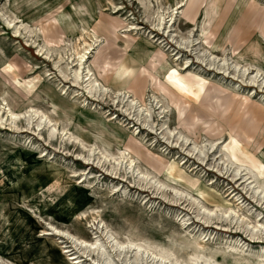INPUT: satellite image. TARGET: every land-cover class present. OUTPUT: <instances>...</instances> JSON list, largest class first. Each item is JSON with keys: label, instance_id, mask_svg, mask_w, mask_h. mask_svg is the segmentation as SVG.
<instances>
[{"label": "rangeland", "instance_id": "374dc122", "mask_svg": "<svg viewBox=\"0 0 264 264\" xmlns=\"http://www.w3.org/2000/svg\"><path fill=\"white\" fill-rule=\"evenodd\" d=\"M182 1L0 0V264H264V29Z\"/></svg>", "mask_w": 264, "mask_h": 264}, {"label": "bare ground", "instance_id": "6f19581e", "mask_svg": "<svg viewBox=\"0 0 264 264\" xmlns=\"http://www.w3.org/2000/svg\"><path fill=\"white\" fill-rule=\"evenodd\" d=\"M229 1H232V0H211L210 1V4H211V7H212V9L213 10H215L216 12H215V16H214V18L216 17V15H218L219 14V17H220V13L222 14V12H223V14L226 16L227 15V8H226V11H224L223 9H222V12L220 11L221 10V8H224L225 9V7H227V5L229 4ZM179 3H183V1L181 0V2H179ZM181 5V4H180ZM182 8V7H181ZM176 9V8H175ZM248 10L249 9V11H248V13H247V16L250 18L249 20H250V23L249 24H252L253 26L252 27H254L253 28V30H251V26H247V27H245L243 30H241L240 28L241 27H239V28H236L234 31L238 34V41L240 42V41H244V42H247V46H246V48L244 49L245 51H248V52H251V53H256V48H255V46H253V41L251 40L252 39V32H254L257 28H259L260 26H261V29H264V13H263V11H262V9L258 6V4H257V2L255 1V0H247V2H246V5H245V8L241 11V12H246L245 10ZM177 11V10H176ZM90 13H91V11H88V15H89V18H87L86 19V21H85V23H86V25H85V27H84V29L85 30H88L89 31V29H94V24H93V26L91 25H89V23H90V21H91V19H93L94 20V18L93 17H91V15H90ZM174 13V12H173ZM215 18L214 19V24H212L211 26H210V30L212 31V30H216V29H218L219 28V26L220 25H222V23H223V19L220 17V18ZM174 18V17H173ZM7 20V19H6ZM13 21H15V20H13ZM158 21H160V20H158ZM5 23V22H4ZM161 23H162V21H161ZM8 25V24H7ZM89 25V26H88ZM113 27H112V26ZM160 25V24H159ZM71 26H74V24L71 22ZM110 26H111V28H110V31H112V29H113V31L118 27V24H116L115 22H110ZM231 26V28H233V23L230 25ZM260 29V30H261ZM205 30H207L206 28L203 30V31H205ZM14 32V31H13ZM86 33V32H85ZM87 35V34H86ZM90 35V34H89ZM89 35H87V36H89ZM14 36H16V35H14ZM80 36H81V34H80ZM92 36V35H91ZM187 38V37H186ZM85 39V38H84ZM86 40V39H85ZM95 40V39H94ZM185 41L187 40V39H184ZM207 40V39H206ZM84 41V40H83ZM98 41V40H97ZM188 41V40H187ZM191 41V40H190ZM252 41V42H251ZM259 42V41H258ZM94 43V42H93ZM96 43V42H95ZM99 43V42H98ZM190 43V42H189ZM185 44H188V43H186L185 42ZM185 44L183 45V46H185ZM259 44V43H258ZM88 45V44H87ZM96 45V44H95ZM89 46V49H91L90 47H91V45L89 44L88 45ZM93 47V46H92ZM39 49V48H38ZM88 49V48H87ZM40 50V49H39ZM80 50H82V49H80ZM79 51V50H78ZM83 51V50H82ZM87 51V50H86ZM85 51V52H86ZM77 53L78 52H76V55H77ZM156 53V52H155ZM82 54V53H81ZM151 55V54H150ZM42 56V55H41ZM40 56V57H41ZM79 57H78V59H80V60H82V58H84L85 56H83V55H78ZM208 56V55H207ZM43 57V56H42ZM211 57V56H210ZM158 59H160V58H157V60H155V61H157L158 63L161 61V60H158ZM214 59V58H213ZM213 59H212V63L214 64V62H215V60L213 61ZM204 60H207V59H204ZM209 60V59H208ZM210 61V60H209ZM208 61V62H209ZM81 62V61H80ZM204 62V61H203ZM256 62H259V61H256ZM82 63V62H81ZM187 64V63H186ZM213 64H209V65H207V66H213ZM154 65V64H153ZM152 65V66H153ZM105 66V65H104ZM161 66H162V64H161ZM80 67V66H79ZM214 67H215V65H214ZM234 67H236V66H234ZM237 68V67H236ZM124 69H125V67H124ZM235 69V68H234ZM166 70V69H165ZM235 71V70H234ZM238 71V70H237ZM239 71H241V70H239ZM242 73H244L243 71H242ZM74 74V73H73ZM173 74V73H172ZM171 73H168L167 74V77L169 78V79H172V78H175L174 77V75H172ZM88 75V74H87ZM91 75V74H90ZM75 76V75H74ZM77 76V75H76ZM85 76L86 75H84V78L83 79H86L85 78ZM89 77V76H88ZM75 78V77H74ZM77 78V77H76ZM92 82V81H91ZM251 79L249 80V82L248 83H250L251 84ZM87 85V84H86ZM97 85V84H96ZM99 85V84H98ZM85 88V87H84ZM96 88V87H95ZM87 89V88H86ZM85 89V90H86ZM93 90H94V85H92V84H90L89 85V89H88V94H92L93 93ZM105 90H107V89H105ZM95 93V92H94ZM103 93V92H102ZM107 93V92H106ZM90 96H92V95H90ZM95 100V99H94ZM130 105H131V103H130ZM134 105V104H133ZM132 108V107H131ZM41 121V120H40ZM40 123V122H39ZM51 132H49L48 133V135L49 136H51ZM120 135H122V134H120ZM137 140V139H136ZM212 146V145H211ZM195 148H196V146H195ZM195 148H193L192 149V151H194L195 150ZM212 148V147H211ZM205 149V148H204ZM199 150H201V148L199 149ZM191 151V152H192ZM197 151V150H196ZM206 151H209V149L208 150H206ZM205 151V152H206ZM242 151L244 152V150L242 149ZM123 152H121V154H122ZM128 154V153H127ZM196 154H199V156H201L202 154H203V152L202 151H198V153L196 152ZM128 157H130V156H128ZM198 157V156H197ZM202 157H204V156H202ZM109 158V157H108ZM114 158V157H113ZM121 158H122V156H121ZM131 158V157H130ZM199 158V157H198ZM118 159V158H117ZM124 159H125V157H124ZM133 159V158H132ZM200 159V158H199ZM119 160V159H118ZM127 160V159H126ZM121 161H122V159H121ZM130 162V161H129ZM133 162V161H132ZM126 163H127V161H126ZM121 164V163H120ZM119 164V165H120ZM128 164V163H127ZM130 165V164H129ZM117 166V165H116ZM127 167V166H126ZM126 167H125V169H126ZM132 167V166H131ZM128 169V168H127ZM132 170V169H131ZM131 172V171H130ZM111 173H113V172H111ZM114 174V173H113ZM237 174V171L235 170L234 171V175H236ZM114 176V175H113ZM142 176V175H141ZM140 176V177H141ZM137 177V176H136ZM143 177H145L146 178V176H143ZM149 177V176H148ZM124 178V177H123ZM144 178V179H145ZM135 179V178H134ZM143 179V180H144ZM150 179V178H149ZM140 180V179H139ZM137 181V180H136ZM152 181V180H151ZM141 182V181H140ZM144 182H145V180H144ZM149 182V181H148ZM140 184V183H139ZM139 184H138V186H139ZM136 185V184H135ZM145 185V184H144ZM143 185V186H144ZM147 185V184H146ZM150 185V184H149ZM155 185V184H154ZM159 185V184H158ZM137 187V186H136ZM148 187V186H147ZM155 187V186H154ZM159 187V186H158ZM162 187V186H161ZM165 187V186H164ZM138 188V187H137ZM141 188V187H140ZM151 188V187H150ZM256 188V187H255ZM165 189V188H164ZM259 189V188H258ZM143 190V189H142ZM251 190V189H250ZM261 190V189H260ZM159 191V189L157 190V192ZM173 191V190H172ZM252 191V193H253V196L254 195H257V197H259V198H261V199H264V193L263 192H259V191H257L256 189H252L251 190ZM179 193V192H178ZM182 193H184V192H182ZM189 194V193H188ZM174 196H175V194H174ZM188 196V195H187ZM190 196V195H189ZM180 197V196H179ZM163 198V197H162ZM173 198V197H172ZM181 198H182V196H181ZM180 198V199H181ZM190 198V197H189ZM258 198V199H259ZM174 199H176V198H174ZM178 199V198H177ZM165 200V199H164ZM168 200V199H167ZM166 200V201H167ZM173 200V199H172ZM189 200V199H188ZM192 200V199H191ZM179 201H181V200H179ZM195 201V200H194ZM193 201V202H194ZM177 202V201H176ZM196 202V201H195ZM173 204H174V201L172 202ZM190 203H191V201H190ZM171 204V203H170ZM193 204V203H192ZM172 205V204H171ZM199 205V204H198ZM200 206V205H199ZM201 208V207H200ZM201 209H203V208H201ZM205 209V208H204ZM221 210V209H220ZM220 210H219V212H220ZM206 211V210H205ZM226 212H229V211H225V212H223L222 214H225ZM210 213V212H209ZM209 213L206 211L205 212V214H204V212H203V214L204 215H207V216H209ZM230 213V212H229ZM199 214H200V212H199ZM202 214V215H203ZM230 214H232V213H230ZM229 214V215H230ZM213 215V214H212ZM227 215V214H226ZM220 216V215H219ZM222 217H224V215L222 216ZM222 217H221V219H222ZM230 217V216H229ZM206 218V217H205ZM209 218V217H208ZM207 219V218H206ZM218 219H220V218H218ZM228 219V218H227ZM222 220H224V218L222 219ZM233 220V219H232ZM232 220H230V222L232 221ZM208 221V220H207ZM204 223H206V222H204ZM208 223V222H207ZM210 223V222H209ZM207 226V225H206ZM254 227V226H253ZM252 227V228H253ZM218 228V227H217ZM255 229L257 228V227H254ZM262 231H264V230H262ZM257 232H259L258 230H257ZM261 232V231H260ZM262 233V232H261ZM52 235V234H51ZM107 237H109V236H107ZM109 239H111L110 237L108 238V240ZM112 241V240H111ZM109 243H111V242H109ZM131 246H133V244L130 242V243H116V242H114V243H112V245H111V249H114V250H116L119 254L120 253H122L123 251H124V249L125 248H130ZM102 247H99V248H97V252L100 254V256L101 257H103V260L102 261H104V263L105 264H110V260H109V258L108 257H105L104 256V252H103V249H101ZM136 249L138 250L139 248L138 247H136ZM136 250V251H137ZM65 252V251H64ZM197 254V257H199L200 256V252H196ZM165 256V255H164ZM100 257V258H101ZM75 262H73V263H78L76 260H77V258H72ZM160 259H163V257H160ZM139 260V259H138ZM70 261V260H69ZM103 263V264H104Z\"/></svg>", "mask_w": 264, "mask_h": 264}]
</instances>
